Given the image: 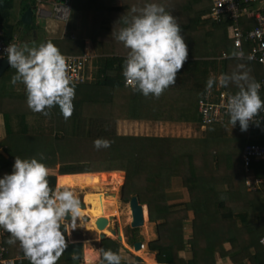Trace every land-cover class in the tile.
<instances>
[{
  "label": "trees",
  "instance_id": "trees-1",
  "mask_svg": "<svg viewBox=\"0 0 264 264\" xmlns=\"http://www.w3.org/2000/svg\"><path fill=\"white\" fill-rule=\"evenodd\" d=\"M113 1L70 0L72 11H92V39L100 55L95 60L99 65L96 70L98 77L96 75L92 82L74 83L73 111L67 119L58 106L46 109L47 115L33 112L27 106L24 85L19 81L15 85L10 83L16 71L11 66L0 75V118L4 133L0 137V176L12 171L15 156L39 159L40 153H43V162L50 170V188L56 187L59 174L74 173H87L88 181H102L108 180L103 173L106 172L110 180L122 185L125 172L122 200L129 202L131 196L137 195L142 204L148 205L149 219L155 222L157 233L148 246L156 252L159 263L218 264L221 260L225 264H264V249L259 243L260 236L264 234V185L257 190L247 187L243 162L246 145H264V122L249 125L247 130L241 131L239 122L232 127L228 116L222 122L211 121L207 124L205 136L196 141L198 149L195 154L172 149V146L177 147L176 140H173L174 145L169 143L172 139L118 135L117 119L145 118L143 107L147 104L139 91L125 86L122 64L128 50L111 35L125 26L124 21L132 14H129L132 6L128 11L127 4L122 2L115 7L113 3L108 4ZM135 1L127 0V3ZM166 1L168 11L174 17L178 12L183 14V19L175 18L188 46V58L177 73L175 85L165 90H182V81L199 84L196 92L198 109V100L206 93L205 83L209 74L215 76L230 72L239 62L229 55L235 50L229 38V26L233 22L229 17L222 23L203 18L211 9L209 0ZM35 4V1L25 3L23 12L28 8L32 10ZM14 5L15 0H0V27L4 29L6 38L16 33L21 44L32 42L34 31L38 30L35 11L28 24L22 18L13 22L11 11ZM248 22L247 17H241L238 24L246 30ZM252 23L256 24L254 20ZM47 41H52L63 54L82 55L85 52L83 38L53 37L44 42ZM224 52L227 57H223ZM243 62L257 81L264 79L261 64L247 59ZM123 89L137 99V104L124 106L120 102L117 92ZM216 89L214 85L212 90ZM220 90L227 91L229 95L237 91L231 83ZM191 118V121L200 120L195 116ZM198 118L202 122V114ZM229 133L244 137L252 134L253 138L247 142L245 138L241 142H233L230 151L224 150L223 144ZM96 138L110 140V146L94 148L93 140ZM179 168H182L180 175ZM250 169L257 178L264 179V161L253 162ZM113 173L117 177L114 175L111 179ZM174 176L181 177L189 194V200L180 205L169 202L166 193ZM221 187L228 191L229 199L226 201L219 200L217 196ZM190 211L194 212V217L189 216ZM8 238V233L2 237L6 256H24L18 241L11 245L4 243ZM122 248L124 246L116 239L106 237L102 240L101 252L110 249L120 253ZM187 249L192 256H180V252ZM142 256L151 261L150 255ZM60 259L61 264H74L72 259L65 258L64 253ZM58 261L56 264H60Z\"/></svg>",
  "mask_w": 264,
  "mask_h": 264
},
{
  "label": "clouds",
  "instance_id": "clouds-1",
  "mask_svg": "<svg viewBox=\"0 0 264 264\" xmlns=\"http://www.w3.org/2000/svg\"><path fill=\"white\" fill-rule=\"evenodd\" d=\"M130 12L125 26L111 33L128 50L122 64L123 82L145 97H159L175 85L177 73L188 58V46L176 18L163 3L144 0L143 6H133ZM5 52L9 65L16 70L10 83L24 85L27 106L44 115L46 109L58 106L67 119L73 111L75 84L68 73V58L59 48L52 41L32 47L10 42ZM229 55L239 62L230 72L209 74L205 91L210 92L214 85L219 89L233 84L237 91L227 96L222 106L232 127L238 121L240 130L245 131L249 122L264 112L261 84L243 62L251 60V55L245 57L242 50ZM110 143L106 138H96L93 147L108 148ZM38 155L39 159L15 156L12 171L0 176V229L9 235L4 243L19 242L29 264H56L67 246L66 234L77 228L81 198L62 182L50 188V170L43 162V153ZM123 259L124 264H134ZM121 261L119 252L103 250L101 264Z\"/></svg>",
  "mask_w": 264,
  "mask_h": 264
},
{
  "label": "crops",
  "instance_id": "crops-1",
  "mask_svg": "<svg viewBox=\"0 0 264 264\" xmlns=\"http://www.w3.org/2000/svg\"><path fill=\"white\" fill-rule=\"evenodd\" d=\"M33 1L36 2L34 11L37 10V7H40L41 9H46L47 11H49L47 4H46L47 2H45L44 4H41L37 0H23V5L25 3L33 2ZM61 1H64V0H61ZM131 1H134V0H131ZM165 1L166 0H157V2L159 3H163ZM121 2L124 4H127L126 7L128 6L127 10L129 11L131 6L132 7L133 6H137V7L143 6L144 0H136L133 3L131 2L132 5H130L131 3H127V0L126 1L115 0L108 4L110 5L114 4L113 6L115 7V6L120 5ZM164 6H165V9L168 11L167 1H166V4H164ZM182 8L184 9V7ZM129 14H130V11H129ZM35 15H36V11H35ZM131 15L132 14H130L129 19L131 18ZM175 17L176 18L181 17L179 19H183V14L182 13L179 14L178 12L177 14H175ZM36 19L38 20L44 19L45 29H38L34 31L35 40H37L42 35L43 39L41 43H44L46 39L53 38V37H57L61 39L83 38L85 40L84 54L88 55V58H87L88 72H90L93 77L91 82L94 81L97 75L96 70L99 67V65L95 63V60H96V57L100 55V53L98 52L97 46L95 45L94 40L92 39V33H93V13L92 11H76L75 12V11H72L70 7V15L67 20L56 19L53 16L52 17H48V16L39 17L38 15H36ZM64 55H71V54H64ZM89 61H90L91 67L89 66ZM180 85L181 87H183V89L180 91L172 92V91L164 90L159 97H154L150 95L148 97H145V104H147L146 106L143 107L145 109L144 110L145 115H146L145 118H138V119L127 118V117L118 118L116 121L117 134L121 136H141V137H146L148 139L159 138V139H172V141L176 140L177 147L172 146V149L175 150V148H178L179 152H183V151L190 152L191 151L195 154V152L198 149V145H196L197 144L196 141H198L199 139H202L205 136L206 130H207V125H204L201 122V118H198V115L199 117H201V114L199 113L197 106H196L197 104L196 92L199 89V84H195L194 82L182 81L180 82ZM117 95L119 97L120 102L124 104V106H126V104L128 106L137 104V99L132 98L128 94L127 90L125 89H123L120 92L118 91ZM143 108H141L140 110L142 111ZM193 116L197 117L196 119H200V120L191 121L192 120L191 117ZM251 138H253L252 134L251 136H246L245 141L247 142ZM172 149L171 151L174 153ZM0 151L2 150L0 149ZM177 171H178V174L180 175L182 168L177 169ZM62 175H65V174H59L57 176V181H58V177ZM246 176H250L254 180L257 179V177L255 176V174L252 172L251 169L249 171H246ZM263 185L264 183L257 184V186L260 189L263 187ZM166 193L168 196V200L171 203H177L178 205H180V204H183L185 201L189 200V194H188L187 188L183 186V182L180 176L172 177V180L170 182V187L168 188ZM217 196L219 200L221 201H226L229 199V194H228V191L225 189V187H221L219 189ZM144 206H146L147 208L146 204H144ZM147 215L149 218V209L147 211ZM189 216L194 217V212L190 211ZM81 218H83V216H80V218L77 219V222L80 224L83 222ZM129 219H130L129 221L132 222L131 210L129 214ZM112 220H113V217L111 221ZM89 223H90V219L87 221L88 228L86 230H82L81 228L79 229L75 228L71 230V232L66 234V244L69 242L77 241V240H81L84 243V255L81 259L73 258L72 260L74 261V264H89V262H91V264H97L99 261H101V257H102L101 255L102 254L101 252L102 240L105 239L106 237L108 238L114 237L112 239H115L118 237V234H112L111 235L112 237L106 234L105 238L101 239L99 236V234L102 233L101 229L97 228L95 222H93V224L92 223L89 224ZM113 224H114V220H113ZM136 228L138 229L139 227H135V230ZM118 229L122 236L121 241L120 240L119 241L123 242L127 247L131 248L129 241L131 242L132 240L131 239L127 240V235L125 233V230L122 227H119ZM136 233L138 234L136 237L140 239L139 237L140 231L139 232L136 231ZM4 234H6L5 231L3 229H0V244L3 243L2 237ZM91 239H94V240L91 241ZM153 239L155 238H152V240ZM135 241H136V238L132 244H134ZM150 241H147L146 245L143 244L141 248L142 254L150 255L151 257L150 262L149 261L146 262L143 256L139 254L138 251H136L133 247L131 249L134 250L136 253L126 248L125 246H124L125 248L124 249L122 248L119 253L122 256V260H124L123 258H128V259H131L133 262H135L136 257L134 256L138 254L143 258V262H137L136 264L138 263L155 264V260H156V264H161L157 261L156 252L149 249L148 245ZM142 243L144 242L142 241ZM145 246L147 247V249ZM91 247L95 248V250L98 252V256L95 260L90 259L89 261L87 260L85 255H86L87 248H91ZM123 250H125V254H123ZM64 256H65V251H64ZM180 256L184 258H190L192 256V252L190 251V249H187L185 251H181ZM13 258H15L16 264H29L28 259H26L24 256L21 257L19 254H16L15 257ZM58 260H59L58 262H60L61 264L62 260L60 258ZM220 262H223V261L218 260V264Z\"/></svg>",
  "mask_w": 264,
  "mask_h": 264
},
{
  "label": "built area",
  "instance_id": "built-area-1",
  "mask_svg": "<svg viewBox=\"0 0 264 264\" xmlns=\"http://www.w3.org/2000/svg\"><path fill=\"white\" fill-rule=\"evenodd\" d=\"M44 4L48 0H37ZM211 9L209 13L204 15V18L211 19L215 22L222 23L227 17L232 19V24L229 26V38L233 42L235 50H242L245 57L252 56L251 61L261 64L264 68V0H209ZM53 9L47 11L37 7L36 15L39 17H54L56 19L67 20L70 15V0H52ZM247 17L249 28L243 29L239 26V18ZM256 22L253 25L252 21ZM22 45L18 34H14L11 38H6L3 28L0 27V60L6 59L7 54L5 49L9 43ZM68 58V73L72 78L73 83H83L92 80V74L88 72L87 58L88 55H65ZM226 52L223 57H227ZM124 81V77H123ZM125 84V82H124ZM261 87L259 94L261 99L264 98V79L260 81ZM211 90L206 95H202L198 100V109L202 114V123L207 125L211 121H224L227 118L222 101L226 100L227 91L216 89ZM249 122L252 126L256 123L264 122V112H260ZM264 161V145L250 143L246 145L243 151V162L246 171L250 170L253 162ZM246 184L250 190H257L259 183H264V179H253L246 176ZM264 234L259 238V243L264 249ZM0 264H16L13 257L6 256V247L0 244Z\"/></svg>",
  "mask_w": 264,
  "mask_h": 264
},
{
  "label": "rangeland",
  "instance_id": "rangeland-1",
  "mask_svg": "<svg viewBox=\"0 0 264 264\" xmlns=\"http://www.w3.org/2000/svg\"><path fill=\"white\" fill-rule=\"evenodd\" d=\"M46 4H47V7H48V10H52L53 9V5H52V1L51 0L49 2H47ZM22 5H23V0H15L14 8L11 11V21L17 22V21H19L22 18V15H23V7H22ZM36 21H37L38 29H45L44 19L43 20L36 19ZM42 39L43 38H42V35H41L37 40L34 39L32 42H27V44L30 47L38 46V45L41 44ZM89 66L91 67L90 61H89ZM207 93L208 92H206V93H204L202 95H206ZM2 125H3V123H2V120L0 118V137L4 134ZM238 134H239V132H238ZM228 136L229 137L224 141L225 143L223 144V149L224 150H229V151H230V148L232 149V147H233L232 146L233 142H236V141L237 142H241L245 138L243 135H235L234 133H232V135H231V133H229ZM170 142L172 143V145H174V141L170 140L169 143ZM103 173L105 174V176H106V178L108 180L102 179L100 173H98L100 178L102 179V181L99 180V181H94V182H99V183H101V185H103V183H104V187H106L108 189H111V187L112 188H117L116 189V191H117V203L115 205H113V206H106L104 212H99L101 210H96V212L97 211L99 212L97 214H102V213H106L107 214V213L111 212V215H113V220H114L113 226L116 227V228L122 227L125 230V233L127 235V240L128 239L132 240L131 242L129 241L131 248L133 247L132 243L135 240V238H136V240L137 239L138 240H142L144 242L143 243L144 245H146L147 241L152 240V238H156L157 233L155 232V222L150 221V219L148 217L145 220V224L142 225L141 227H139L138 229L135 230V228H133L131 226V224H130L131 222L129 221L130 220L129 219V214H130V210H131L130 207H129V202H124L122 200V187H123L124 183L122 185L121 184L118 185L113 180L109 179V176H108V174L106 172H103ZM114 175H116V177H117V174L113 173L111 179H113ZM124 175H125L124 176V178H125L126 177L125 172H124ZM86 176L88 177L87 173H86ZM124 182H125V179H124ZM56 186H57V184H56ZM72 191H74L77 195H79L80 198H83V201L86 200L87 198H94L91 195V193L85 192L84 189H75V190H72ZM93 202H96L97 205L100 204V202H99V200L97 198H95V200H93ZM81 219H82L83 222L81 224L77 222V224H79V225H77V228L78 229L81 228L82 230H86L88 228L87 221L89 219L90 220H94L93 218H91V217H89L87 215H85ZM113 220L111 221L112 223H113ZM136 231L137 232L140 231V234H139L140 239L135 237V236L138 235L136 233ZM104 232H106L107 235L109 234L108 236L112 237L111 236L112 234L109 232V230H105ZM112 238H114V237H112ZM115 239L117 241H119L118 238H115ZM93 240L94 239H91V241H93ZM120 243L122 244L123 242H120ZM122 245L125 246L126 248L130 249L131 251H134L131 248L127 247L124 243ZM146 249H147V247H146ZM134 253H136V252L134 251ZM123 254H125V250H123ZM144 260L146 262H148L147 259L144 258ZM69 261H71V260H69ZM219 264H224V263L220 262Z\"/></svg>",
  "mask_w": 264,
  "mask_h": 264
},
{
  "label": "bare ground",
  "instance_id": "bare-ground-1",
  "mask_svg": "<svg viewBox=\"0 0 264 264\" xmlns=\"http://www.w3.org/2000/svg\"><path fill=\"white\" fill-rule=\"evenodd\" d=\"M86 177H87L86 173L65 174V175L58 177L57 184L62 182L65 186H67L71 190L84 189L85 192L91 193V195L94 198H97L100 202V204L97 205V208H98L97 210H101L99 212H104L106 206H113L117 203V191H116L117 188L111 187V189H108V188L104 187V183H103V185H101V183H99V182L88 181L86 179ZM95 208H96V206H93L92 203L86 204L85 207H81V216H83L85 214H89V216H91L93 219H95V220H90V223L93 224V222H95L96 226H97V219L99 217H106L109 220L112 219L113 215L109 216L106 213H102V214L96 216V214L94 212ZM144 214H145V219H147L148 216H147L146 206H144ZM132 220H133V216H132ZM110 223L113 226V223L112 222H110ZM97 228H98V226H97ZM98 229H100V228H98ZM105 230H109V232L111 234H114L109 229V226H106L105 228L101 229V232L106 233V232H104ZM100 234H99V236H100ZM136 251H138V253L142 255L141 249L136 250ZM85 256H86L87 260H89V261H90V259L95 260L98 256V252L93 247L87 248Z\"/></svg>",
  "mask_w": 264,
  "mask_h": 264
},
{
  "label": "water",
  "instance_id": "water-1",
  "mask_svg": "<svg viewBox=\"0 0 264 264\" xmlns=\"http://www.w3.org/2000/svg\"><path fill=\"white\" fill-rule=\"evenodd\" d=\"M33 13L34 10L32 9H27L23 15H22V20L25 23H30L33 19ZM9 63H8V59H3L0 60V75L3 74V72L9 67ZM81 206L85 207L86 204L84 203V201L81 199ZM129 207L131 209L132 212V216H133V220L131 222V226L133 228L135 227H141L142 225L145 224V214H144V204H142L138 198L137 195H133L131 196L130 200H129ZM147 211H148V205H147ZM109 222H111V220H109L106 217H99L97 219V226L100 229L105 228L106 226H109V229L114 233V234H118V239L121 241L122 236L119 232V229L112 226V224H110ZM7 233V232H5ZM106 233H101L100 234V238L103 239L105 238ZM136 237V236H135ZM142 241L141 240H136L133 244V248L135 250H139L142 248ZM76 254L75 258L76 259H81L84 255V243L81 240H77V241H73V242H69L67 243V246L65 248V256L67 259H73V255ZM136 260L134 262V264H136L137 262H143V258L136 254Z\"/></svg>",
  "mask_w": 264,
  "mask_h": 264
},
{
  "label": "flooded vegetation",
  "instance_id": "flooded-vegetation-1",
  "mask_svg": "<svg viewBox=\"0 0 264 264\" xmlns=\"http://www.w3.org/2000/svg\"><path fill=\"white\" fill-rule=\"evenodd\" d=\"M33 8V10L35 9L34 7H32ZM81 199H83V198H81ZM93 200H95V198H87L86 200H84V203L85 204H89V203H92L93 204V206H96V208L94 209V212H95V214H96V216H98V215H100V214H97L98 212H96V210H97V203L96 202H93ZM109 216L111 215V212H109V213H107ZM85 215H87V216H89V214H85ZM85 215H83V217L85 216ZM89 217H91V216H89ZM92 218V217H91ZM95 220V219H94ZM137 229V228H136ZM109 235V234H108Z\"/></svg>",
  "mask_w": 264,
  "mask_h": 264
}]
</instances>
